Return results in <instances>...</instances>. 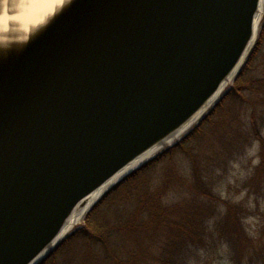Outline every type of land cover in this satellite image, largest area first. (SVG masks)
Wrapping results in <instances>:
<instances>
[{
	"label": "water",
	"instance_id": "obj_1",
	"mask_svg": "<svg viewBox=\"0 0 264 264\" xmlns=\"http://www.w3.org/2000/svg\"><path fill=\"white\" fill-rule=\"evenodd\" d=\"M263 16L264 0H63L0 23V264H41L144 163L94 202L110 182L204 120Z\"/></svg>",
	"mask_w": 264,
	"mask_h": 264
},
{
	"label": "trees",
	"instance_id": "obj_2",
	"mask_svg": "<svg viewBox=\"0 0 264 264\" xmlns=\"http://www.w3.org/2000/svg\"><path fill=\"white\" fill-rule=\"evenodd\" d=\"M263 48L264 24L240 75L206 118L105 194L41 264H209L227 247L236 264L263 257L247 232L245 206L218 191L229 165L255 144L260 163L250 184L264 183V78H250ZM241 107L251 109L249 119ZM181 155L188 172L175 165Z\"/></svg>",
	"mask_w": 264,
	"mask_h": 264
},
{
	"label": "rangeland",
	"instance_id": "obj_3",
	"mask_svg": "<svg viewBox=\"0 0 264 264\" xmlns=\"http://www.w3.org/2000/svg\"><path fill=\"white\" fill-rule=\"evenodd\" d=\"M264 17V16H263ZM264 24V18L260 26L262 30ZM251 79L264 78V48L262 50L261 56L258 62L255 64L254 70L250 74ZM234 83L228 88L231 89ZM227 90V91H228ZM241 112L248 117L251 113V109L241 107ZM212 110V109H211ZM210 110V111H211ZM207 113V115L210 113ZM247 114V115H246ZM198 122L191 130H189L185 135H183L178 141L167 147L166 149L160 151L153 158H151L146 163L157 158L160 154L166 150L174 147L179 143L184 137L190 134ZM264 135V131H263ZM260 147L255 144L251 149L247 151V155L241 156L238 160L232 162L229 165V172L227 178L222 181L223 183L219 185L218 191H221V196L225 199H232L236 203H242L246 208L247 218L245 220V226L247 228L248 234L255 239L256 246L258 249H262L263 257L251 258L249 255L245 258L243 264H264V183L262 182V187H257L250 184L253 176L256 174V168L260 163L259 157ZM144 163V165L146 164ZM143 165V166H144ZM176 167L184 172H188L190 169V162L186 156L181 155L175 160ZM163 167L157 169V174L155 176H160L163 172ZM219 193V192H218ZM103 198V197H102ZM85 219V218H84ZM84 219L80 224L71 232V234L84 223ZM70 234V235H71ZM69 235V236H70ZM256 248V250H257ZM209 264H236L232 258V252L227 248L218 249L217 253L211 256Z\"/></svg>",
	"mask_w": 264,
	"mask_h": 264
},
{
	"label": "bare ground",
	"instance_id": "obj_4",
	"mask_svg": "<svg viewBox=\"0 0 264 264\" xmlns=\"http://www.w3.org/2000/svg\"><path fill=\"white\" fill-rule=\"evenodd\" d=\"M62 1L63 0H18V1H16L15 4L17 6V3H18L19 4V7L22 9V11H20L21 14L18 15V16H12V17L5 16V17L1 18V22L0 23L1 24H5L9 20H22V21L32 22V21H34V18L35 19L38 18L43 12L47 11L48 9L50 10V8H52L53 6H56V5L60 4ZM206 111L204 113H206ZM195 122H194V124H195ZM193 125H191V126H193ZM187 130H185V131H187ZM180 135L181 134H179V136L176 137V138H174L173 140L169 141L164 147H169L170 145H172L173 143H175V141H177V139H179ZM161 149H159V148L158 149H154L151 152H149L148 154H146L145 156H143L141 159H139L137 162H135L130 168H128L125 172H123L121 175H119L115 180H113L112 182H110L102 191H100L99 194L97 195V197L94 199V202H97L103 196V194L110 187H112L115 183H117L118 181H120L121 178L124 175L130 173L131 171H133L134 169L138 168L139 166H141L146 161H148L151 158H153L156 154L159 153V151ZM81 217H78L77 220H76V222L73 225H75L77 222H79L82 219ZM73 225H72V227H73ZM72 227H70V229L68 230V232L72 229Z\"/></svg>",
	"mask_w": 264,
	"mask_h": 264
}]
</instances>
